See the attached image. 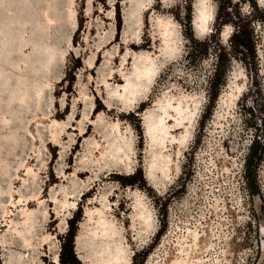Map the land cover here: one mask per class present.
Wrapping results in <instances>:
<instances>
[{"label": "rangeland", "instance_id": "374dc122", "mask_svg": "<svg viewBox=\"0 0 264 264\" xmlns=\"http://www.w3.org/2000/svg\"><path fill=\"white\" fill-rule=\"evenodd\" d=\"M259 144L264 0H0V264H264Z\"/></svg>", "mask_w": 264, "mask_h": 264}, {"label": "trees", "instance_id": "16d2710c", "mask_svg": "<svg viewBox=\"0 0 264 264\" xmlns=\"http://www.w3.org/2000/svg\"><path fill=\"white\" fill-rule=\"evenodd\" d=\"M247 28V27H246ZM243 26H239L237 31L234 34L235 37V43L234 47L238 49L237 51L243 52V51H249L252 48V43H251V30L249 28L246 29ZM227 68L221 70V68L216 70L215 76L218 77L222 80H224L226 73H227ZM221 70V71H220ZM216 99V95L213 96L209 102V107L208 109H212L214 106ZM204 120L207 118V116L203 117ZM260 146V150L256 149V145H252V148L247 156L246 159V178L248 181L250 180V171H257L262 160H263V155H264V144ZM79 220V215L77 217H73L70 221V229L68 231V234L66 235L63 243V247L61 250V260L65 263L69 264H82L80 260L77 258L75 250H74V241H75V236L77 232V222Z\"/></svg>", "mask_w": 264, "mask_h": 264}, {"label": "bare ground", "instance_id": "6f19581e", "mask_svg": "<svg viewBox=\"0 0 264 264\" xmlns=\"http://www.w3.org/2000/svg\"><path fill=\"white\" fill-rule=\"evenodd\" d=\"M143 81H144V78L140 72L136 74V78H135L134 82L127 80V86L125 87V92L128 94L127 97L129 100L127 108L133 107L134 104L138 100L141 99V97H142L141 96V90H142V86H143ZM168 117H170V115ZM165 120H166V117H165V119H162V123H165Z\"/></svg>", "mask_w": 264, "mask_h": 264}]
</instances>
